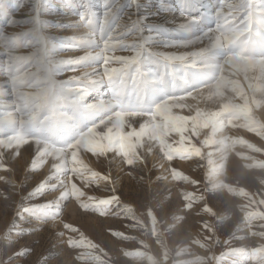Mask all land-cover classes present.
Returning <instances> with one entry per match:
<instances>
[{
    "label": "rangeland",
    "instance_id": "374dc122",
    "mask_svg": "<svg viewBox=\"0 0 264 264\" xmlns=\"http://www.w3.org/2000/svg\"><path fill=\"white\" fill-rule=\"evenodd\" d=\"M127 1L129 0H119L117 8ZM142 1L165 4L167 0ZM229 1L172 2L177 9L186 11L185 17L198 14L196 18L199 22H204L206 13L197 9V6H212L214 15L217 11L226 12ZM77 2V7L73 8L75 13L80 10L81 0ZM65 3V0H0V111L7 110L4 119H8L11 110L22 113L21 109L26 104L36 109V114L30 119H25L20 114V120L10 118V123H0V264H264V133H256L253 130L255 127L245 129L248 130L245 133L241 130L242 124L232 126L228 122L227 128L219 138L220 141L215 145H231L235 150H232V156L227 159L224 179L219 183L215 178L221 174L218 172L222 169H209L212 144L194 134L190 127L185 125L187 123L184 119L173 117L175 126L164 124L167 127L163 125L164 130L155 135L159 146L147 151L157 152L155 159L144 158L143 152L148 146L143 145L142 139L146 133L142 132L140 126L133 124L129 132L121 131L118 144L121 155L109 152L99 158L97 167L94 166L93 170L102 175H110L108 181H94L86 187L72 175L73 182L86 194L77 199L76 189L69 182L68 174H65L67 177H62V185L55 177L51 178L50 183L56 185L55 190L45 188L29 198V193L45 180V177H50L51 173L45 176V170L40 166L35 170L31 168L35 153L33 147L26 151L27 144L30 143L28 141L37 144L33 134L40 130L41 124L53 116L42 97L36 94V81L27 75L36 70L35 62L32 61L33 54L47 47L50 50L49 60L54 62L83 53V49L72 46L53 49L54 42L59 43L58 41L69 35V29L65 33L54 29L57 28L54 24L58 20L66 21L67 17L72 15V12L54 10L56 7L64 9L63 6H68ZM93 4L97 14L101 13V0H93ZM129 6L127 3L116 14L112 28H115L122 18L129 22V17L134 16V8ZM149 15L142 13L140 17ZM75 17L78 18L77 15ZM74 21L76 22V19L69 23ZM142 22L139 26L143 38H140L147 40L148 47L154 51L165 52L156 39L159 34L156 33L158 29L152 28L154 23L149 21L148 28L147 25L142 26ZM231 26L225 29L220 27L219 33L223 34V39L234 29ZM80 30L77 34L73 32L71 36L74 37V34L79 37ZM133 35L127 36L130 38L127 40L136 39ZM166 38L169 37L162 40L169 41ZM230 40H223L222 45H226L228 49L232 45L235 46L236 41ZM44 41L45 43H42ZM222 45L220 48H224ZM60 51L61 56L58 54ZM121 51L117 56L131 54L129 51ZM199 61L194 62L199 64ZM155 64L157 62L151 63V70L163 77L162 70L158 71ZM112 66L119 67V64L113 62ZM177 66L167 65L164 70L167 75L165 79L169 84L176 74L174 68ZM50 67H55V64ZM92 70V67H82L75 73L62 70L52 77L63 81L74 74L82 77L84 72ZM178 76L186 87L191 86L192 82L185 76L184 71H178ZM18 84V89L23 90L24 100H21L14 90ZM107 91L108 86L106 96L109 97ZM90 93L85 96L86 102L96 96L93 92ZM181 94L187 96L184 91ZM158 96L152 102H144L142 106L119 111L120 120L118 117L113 120H119L123 128V123L131 118L153 116L157 107L151 108V103L158 102L162 93ZM112 102L115 107L117 102ZM127 102L126 98L124 103L127 105ZM233 114L230 110L224 116L232 121ZM209 125L210 122L206 124ZM177 128L181 129L182 135L175 132ZM192 128L195 130L193 126ZM236 129L245 134L244 142H239L241 139L238 140ZM87 145L91 146L90 148L103 146L99 140L91 139L87 141ZM84 153L88 159L85 163L92 167L94 161L98 160L97 157L90 152ZM118 157L119 162L115 164ZM164 162L168 166H164ZM166 173L170 174L168 181L163 178ZM65 186L71 196L60 201L61 207L54 217L43 220L42 209L27 210L31 206L55 201ZM88 196H115L119 199L118 202L106 206L105 212L102 209L93 210L92 205L96 202L88 201ZM81 200L90 207L85 209Z\"/></svg>",
    "mask_w": 264,
    "mask_h": 264
},
{
    "label": "bare ground",
    "instance_id": "6f19581e",
    "mask_svg": "<svg viewBox=\"0 0 264 264\" xmlns=\"http://www.w3.org/2000/svg\"><path fill=\"white\" fill-rule=\"evenodd\" d=\"M65 1H66L65 4H67L68 6L66 5L63 6L64 9H60L55 6L57 9L54 10H57L59 12L60 11L68 12V13L72 12V15L70 14L71 17L69 15L66 21L64 20L63 22H59L58 20V22L54 24L57 26V28L54 27L53 28L56 31L59 30V31H63L64 33L65 31L67 32V30L69 29L68 37L71 38L73 32L77 34L79 30L82 29L80 30V33L82 34L86 32L88 29L87 27H83L82 25L80 26L81 28H77L76 26L77 19H80L79 17L78 18L75 17L76 13L74 12L73 9L77 7V3H78L77 0H65ZM172 1L173 0H167L166 2L164 1L165 4H161V3L152 4L145 1L141 2V0H132V1L129 0L125 3H121V7L116 8L115 10V17H116V14L120 12L121 8L127 3H129L130 4L129 7L134 8V11H132L133 13L132 15H134L131 17L132 20H136L137 18H140L141 22L144 21L142 22V26L147 25V27L149 21H152L154 23V25H152V28L155 27L156 29H158L157 30L158 32L156 33L159 34L160 39H165V37H169L166 38L169 39V42L170 41L178 42L177 45H175L174 47L171 46L164 48L166 51L163 53L168 54L166 56L168 58L167 59L158 58L159 64L157 62V64L154 65L155 67L158 68L157 69L158 71L162 70V76L164 78H167V75L164 73V70H166L167 65H171V66L178 65L176 68H174L176 74L173 75V78H175L176 87L173 88L170 82L169 87L167 89L168 96L166 99L163 100V102L159 105V107H157V110H155L153 116H149V117L146 116L145 118L144 117L131 118L123 123V128H121V131L123 130L124 132L125 131L129 132L131 127H133V124L136 126H140V128H142V132L146 133L144 137L142 136L143 139L141 138L142 143L143 145L148 146L145 148V151L143 152V156L146 160L149 159L152 160L157 157L158 153L153 150L151 152L150 151L147 152V151L151 148H155V146L156 147L159 146V142H156V137H155L156 133H158L159 131H163L164 126L166 127L167 125L175 126V123L172 120L173 117L178 119L179 118L184 119V121L187 123L185 125L190 127L191 131L194 132V134H196L203 141H207L212 144L210 146L211 166L209 167V169L210 168L222 169L221 172H218L221 174L217 175V177L215 178V180L219 183L222 182L224 179L225 168L227 167L226 166L227 159L228 157L230 158V156H232V150L234 149L231 147V145H215V143L220 141L219 138L221 137L223 130L227 128L228 122H230L232 126L237 125L238 123L242 124L241 130H243L245 133L248 132V130L245 129L250 127L251 128L255 127L253 130H255L256 133L259 134L264 133V0H230L228 2V10L226 12L217 11L214 12V15H213L214 8L212 6L207 4H201L197 6V9L199 10L202 9L206 13L204 22H199L198 18H196L198 14L196 16L185 17L184 13H186V11L177 9V6ZM197 1L202 2V0H197ZM90 6L91 9L95 13H97V10L94 8L95 6L93 4V0H90ZM55 12L54 14H56ZM142 13H147V15L149 14L151 15L140 17ZM193 14L195 15L196 13ZM62 15L64 14L62 13ZM74 19H76V22L74 21L72 23H69V21H73ZM64 23L66 24L69 23L72 26L63 27L64 25L62 24ZM119 23L118 25L129 24L126 18H122ZM231 24L234 25L231 26ZM229 26L234 27L233 30L243 27L246 28L247 31L244 33L243 36H237L235 32H233V30L231 29L232 30V31L230 30L231 33H227V35L223 39V34L219 33L220 31L219 29L220 27L221 29H225V27H229ZM139 30H142L140 26H139ZM73 36L75 35L73 34ZM133 36L137 38L136 35ZM53 38L57 39L56 37ZM147 38L148 37H146V39ZM127 39L130 38L126 37V40ZM225 39L226 40L231 39L230 41L233 42L236 41L235 42L236 45L235 46L232 45L233 49L232 46L230 47V49H228L226 45L225 46L222 45L223 40ZM241 40L251 42L249 47L245 48L243 51L238 46ZM220 43L222 46H224V48H220L221 46L219 45ZM225 48H227L226 51ZM53 49L56 50L57 48L53 47ZM120 52L122 53V51L118 49L114 53H109V54L117 56ZM61 53L62 51L58 53L59 56H61ZM81 54H84V52ZM195 60H200L199 64H196V62H194ZM175 61L177 64L174 63ZM178 71H184L185 76L190 79V82H192L189 88L185 86V84L183 83L184 81L182 82V79L180 78V76H178ZM107 86L108 85H106V82L100 84L98 87V92H93L94 95L96 96L92 98L89 102H98L100 100H104L107 104L105 113L107 114V116L112 117L113 120L115 117L120 116L121 113L118 112L120 113L119 115L118 114L113 115L114 104L110 99V97L106 96ZM18 88H19V84L18 86L15 87V89L14 88L13 89L16 90L19 98L21 97L20 99L24 100L25 96L22 92L23 90L21 88L20 89ZM8 89H4V90L7 91ZM182 91L187 93L186 97H184L183 94H181ZM158 94L154 93L150 89L145 94L141 93V99L143 97L144 99L142 100L144 102L146 101L152 102L153 99H157L159 97ZM131 100L132 103L135 104L136 97L134 95H131ZM21 110L22 113H17L16 111L11 110V112L8 113V118L20 120L22 118L21 115H23L25 119H30L32 115L36 114L35 107H32L30 105L27 106V104ZM230 110L234 112L232 118L233 122L231 120L229 121V118L227 119L224 116ZM143 114H141V116ZM209 122H210L209 125L210 128H208L209 126H206V124ZM191 125L194 127L195 130H193ZM102 128L103 126H101V129ZM181 129L183 128L181 127ZM181 129L177 128L175 132L181 134ZM235 131L239 135L238 140L241 139L239 142H244L243 140L245 139V134L240 132L238 129H236ZM28 142L32 144L33 152L35 153V150L39 145L32 143V141H28ZM131 149L133 148L131 147ZM80 152H81L80 154L81 159H83L86 162L88 159L84 153V150L81 149ZM107 159L109 158L107 157ZM119 159L120 158L118 157L115 164L119 162ZM160 160L161 159H159V161ZM99 161L100 159L94 161V165H92V167L90 168L94 169L95 167H97V165L100 163ZM51 163H52V158L49 157L46 159L44 165L40 166L45 170L46 173L45 176L51 173ZM164 164H165L164 166H168L166 162H164ZM169 176L170 174L168 175V173L163 174V178H167V181L169 180Z\"/></svg>",
    "mask_w": 264,
    "mask_h": 264
},
{
    "label": "snow or ice",
    "instance_id": "6c2138e0",
    "mask_svg": "<svg viewBox=\"0 0 264 264\" xmlns=\"http://www.w3.org/2000/svg\"><path fill=\"white\" fill-rule=\"evenodd\" d=\"M118 6L119 0H101L102 12L97 14L91 9L90 0H81L80 10L76 12L80 18L76 22V26L86 25L88 30L79 37L63 38L59 43H54L53 47H79L83 49L84 54L53 62L49 60L48 48H42L33 54L32 61L35 62L36 70L27 73L28 77L36 81L38 85L62 70H70L75 73L82 67H92L93 70L84 72L82 77L74 74L67 80L61 81V84L67 89L74 90V95L86 96L89 92H98L99 85L106 82L108 84V96L117 102L113 108V115H117L119 111L129 107L142 106L144 101L141 99V93H147L150 89L154 93L163 94L158 102L151 105V108L159 107L168 96L169 81L152 71L150 65L153 62H158V58L166 57L168 54L153 51L148 47V41L140 38L142 37V32L139 30L140 18L132 20L129 17V24H121L112 28L111 25L115 21V10ZM69 26L72 25L68 24L63 27ZM133 34L136 35V39L130 42L126 40L127 36ZM156 39L162 48L175 46L178 43ZM118 49L128 50L131 54L128 56L109 54ZM113 62L119 64V67H113ZM51 64H55V67H50ZM101 67L102 71H100ZM171 86L176 87L175 78H173ZM130 94L136 97L135 105L132 103ZM126 98L128 99L127 105L124 103ZM151 108L148 110L151 111ZM5 111H0V123L11 122L10 118L4 119ZM104 115L107 117L106 119L97 118L91 111L74 120L53 116L40 125V130L33 134L39 146L35 150L31 168L35 170L38 166H43L46 159L51 157V175L45 177V180L41 181L29 193V198L39 194L45 188L55 190L56 185L50 183L51 177H55L56 181L62 185L64 183L62 177L68 174L69 182L76 189L77 199L86 194L73 182L72 175H75L86 187L94 181H108L110 179V175H102L93 170L80 157L81 149L92 153L97 159L106 156L109 152L120 154L118 148L121 136L120 124L118 121L112 120V117L107 116L106 113ZM101 126H103L102 129ZM90 139L99 140L103 146L100 148L88 147L87 141ZM27 146L26 151L32 149L31 143ZM70 194L69 189L65 186L64 191L55 201L31 206L27 210L34 211L39 208L43 210L41 218L54 217L61 207L60 201L67 199ZM118 199L115 196L87 197L88 201L96 202L92 205L93 210L102 209L105 212L107 211L106 206L118 202ZM81 204L85 209L90 207L83 200H81ZM69 243L72 242L69 241Z\"/></svg>",
    "mask_w": 264,
    "mask_h": 264
},
{
    "label": "clouds",
    "instance_id": "9594fccd",
    "mask_svg": "<svg viewBox=\"0 0 264 264\" xmlns=\"http://www.w3.org/2000/svg\"><path fill=\"white\" fill-rule=\"evenodd\" d=\"M246 31L247 29L243 27L234 30L237 36H243ZM250 43V41L241 40L238 46L243 51L245 48L249 47ZM36 86L37 96L42 97L43 102L53 112V116L67 117L69 120H74L82 114L91 111L94 112L99 119L107 118L104 115L107 107L104 100L98 102H86V97L84 95H74V90L65 88L60 80H57L52 76Z\"/></svg>",
    "mask_w": 264,
    "mask_h": 264
}]
</instances>
